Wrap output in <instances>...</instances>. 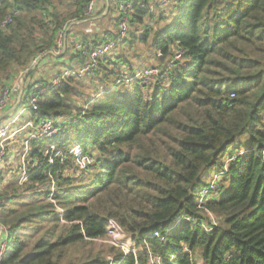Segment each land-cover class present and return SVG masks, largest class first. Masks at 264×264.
Returning a JSON list of instances; mask_svg holds the SVG:
<instances>
[{
  "label": "trees",
  "instance_id": "obj_1",
  "mask_svg": "<svg viewBox=\"0 0 264 264\" xmlns=\"http://www.w3.org/2000/svg\"><path fill=\"white\" fill-rule=\"evenodd\" d=\"M121 1L131 4V32L122 55L94 71L100 95L52 138L31 140L29 157L43 164L17 187L32 189L35 200L6 207L11 194L0 188V264H150V255L160 264H264V0H177L172 12L152 9L155 0L113 7ZM52 2L0 0V22L12 15L0 29V81L40 50L31 48L37 31L54 41L65 22L82 17L86 0H73L61 19ZM148 41L158 63L176 49L181 58L152 81L118 88L133 71L126 52ZM75 80L48 88L31 117L72 113ZM82 157L91 162L77 174ZM111 226L133 249L109 245L61 262L64 248L93 245Z\"/></svg>",
  "mask_w": 264,
  "mask_h": 264
},
{
  "label": "built area",
  "instance_id": "obj_2",
  "mask_svg": "<svg viewBox=\"0 0 264 264\" xmlns=\"http://www.w3.org/2000/svg\"><path fill=\"white\" fill-rule=\"evenodd\" d=\"M177 0H155L154 4L151 6L152 9H160L166 10L171 5L175 4ZM97 0H86L85 5L83 6L82 17L84 19H91L95 12ZM117 31L115 37L110 40L103 41L96 46H89L83 38H78L75 42L72 43V51L81 59V63L77 64L74 67L65 68L62 72L53 80L52 86H55L59 83L62 78H74V79H82L87 76H91L94 74V71L98 67V63L100 60H103L107 56L111 55L118 47L125 41V39L130 35V11H131V4L127 3L126 1H121L118 4L117 8ZM13 11L12 13H15ZM12 15L8 14L1 22H0V29H6V27L11 23ZM68 30V23L63 24L60 29L56 33L55 37V53L61 54L64 53L67 47L66 42V33ZM44 55V52L37 55L33 60H31V65L29 68L37 65L40 60V57ZM161 57V54H157ZM182 51L176 49L173 55L168 58L167 62L168 65L174 63L179 57H181ZM168 67L166 66L165 69ZM164 69V68H163ZM162 72V69L159 71V67L157 65H147L143 66L142 68H133L132 72L125 71L122 75L121 81L130 82L133 80H141V81H152L155 79L157 75ZM50 87L42 85L41 83H33L30 85V93L27 97V101L30 104L29 109L33 110L36 103L40 96ZM19 93V86L18 84L13 85H4L0 90V119L3 118L5 109L11 102L12 96L17 95ZM21 98H18L17 103H19ZM51 118L47 117H40L37 116L35 118L27 119L25 125L22 129H29L28 135L26 140H41V139H50L55 136L58 131L59 127ZM10 138V132L7 126L0 127V165L3 162L6 156V142ZM54 149L53 145H50L48 149L45 151L44 155L48 163L53 162L52 151ZM79 149L77 148L76 152ZM25 155L23 156V158ZM80 162H91L89 158L82 157L80 158ZM43 163L36 160L30 167L23 166L22 176L24 179H27L28 174L25 173V170L28 168L40 167ZM27 174V176H26ZM55 188V179H51L49 190L50 193L48 195V199L53 201L52 195ZM204 192V193H203ZM203 193V194H202ZM202 200L207 197L208 191H202ZM206 199V198H205ZM188 219V218H186ZM4 228L0 224V236L4 233ZM115 234H120L114 227H108L106 237H112ZM123 234V233H122ZM0 239V260L2 254L4 253L5 244H6V235ZM154 237H159V234L154 232ZM103 241V239H97V241ZM183 249L187 252L189 250L186 247ZM126 250V249H124ZM150 264H160V258L153 257L150 255Z\"/></svg>",
  "mask_w": 264,
  "mask_h": 264
},
{
  "label": "crops",
  "instance_id": "obj_3",
  "mask_svg": "<svg viewBox=\"0 0 264 264\" xmlns=\"http://www.w3.org/2000/svg\"><path fill=\"white\" fill-rule=\"evenodd\" d=\"M116 2V0H97L96 2V7H95V12L94 15L92 16L91 19H84L80 18L79 20H72L71 22L68 23V30L66 33V42H67V47L64 53L61 54H56L55 53V40L50 41V38L48 39H43V46L45 49H43L41 52H44V55L40 57L39 62L37 65L30 67L31 65V60H33L37 55H39L41 52L37 53L35 56L33 55L27 63L25 64L24 67H21L19 65L13 66L9 73L8 77H6V82L3 83L4 79L0 81V90L2 89L3 86L1 85H13V84H18L19 86V93L17 95H13L11 102L5 109V113L2 119H0V127L1 126H7L10 132V138L6 142V156L3 160V162L0 165V178L2 179L0 188L2 187L3 183H7L8 180L12 178L11 173L12 169L15 168L18 170L19 174V180L18 184L11 190H8L6 188L8 193L11 194V196L7 197L5 200V205L6 207H12L16 206V204H20L24 198L30 197L32 193V189H26L25 187L23 189H19L17 186L24 184L27 179H24V176H22L23 172V166L25 165L26 167H30L33 163L36 162L35 158H30L29 157V152H30V143L31 141H27V135L29 132V129H22V127L15 126L16 119L15 118H8V116L18 107L21 106V104L27 100V97L30 93V84H33L35 82L41 83L42 85L51 87L53 80L61 73V70H52L51 67L54 65L56 60H60L63 58L62 56L67 55L63 60H67L66 64L64 65L65 68L69 67H74L77 64L81 63V59L76 56V54L72 51V43L75 42L78 38H83V40L91 47L96 46L97 44L106 41L105 37H109L110 35L115 36L116 31H117V9L113 7V4ZM56 37V35H55ZM42 45V44H39ZM127 45L121 44L118 49H116L111 55L107 56L106 58H110V60L114 61V59L120 57L122 55L124 48H126ZM132 51L135 53V48L132 47ZM128 56V55H127ZM105 59V58H104ZM103 59V60H104ZM55 60V61H53ZM102 61V60H101ZM154 62L153 58H149L148 62L139 64L142 67L147 66V65H152ZM134 64V65H133ZM132 66L133 68L136 69V67H141L139 65H135L133 63ZM64 68V69H65ZM29 73V75L27 74ZM34 73V75H32ZM27 74V75H26ZM31 76V77H30ZM29 79V81H28ZM85 79V78H82ZM82 79H76L75 82L81 81ZM93 83H95L98 88L101 87V81L98 77H95L92 79ZM74 82V85H75ZM76 93H74L75 95ZM97 95L99 93H96ZM18 98H21L20 102L17 103ZM70 103H74L77 105L78 100L77 98L72 99ZM73 112L70 114H64L65 117L60 116L59 118L56 119L58 120H63L62 123L65 122V120H69L75 111V106H72ZM30 111V113H27V117L31 118L32 116V109H26L25 107L22 108L21 112L25 111ZM24 115V114H23ZM20 141H23L24 143V150L20 154V159L19 162L16 161V159L13 157V154L15 153V150L17 148V145ZM12 146H15L14 149ZM12 147V148H10ZM30 147V148H29ZM25 157L23 158V156ZM16 164V165H14ZM6 165V166H5ZM29 175V168L25 170V173ZM26 174V176H27ZM28 178V177H27ZM6 185V184H5ZM39 188V187H38ZM3 234L0 236V239L2 238Z\"/></svg>",
  "mask_w": 264,
  "mask_h": 264
},
{
  "label": "rangeland",
  "instance_id": "obj_4",
  "mask_svg": "<svg viewBox=\"0 0 264 264\" xmlns=\"http://www.w3.org/2000/svg\"><path fill=\"white\" fill-rule=\"evenodd\" d=\"M177 3L178 2H176L173 5H171L166 10L168 12H172L173 9L177 6ZM52 5L55 7V9L57 11V15L59 16L60 19L63 18L64 16H66L67 13L70 12L74 8V6H73V0H53ZM172 7H174V8L172 9ZM50 11H51V9H50ZM157 13L158 12H156V14ZM146 20H147V18H146ZM69 22H71V21H69ZM69 22H65V23H69ZM164 23L165 22L162 21L159 24H157V23L156 24L155 23H152V24H153V27L158 28V27L162 26ZM34 35L35 36H34L33 44L31 43V46H32L31 48H33V50H34L35 47H39L40 50H36L35 51V53H39L43 49H45L44 46H43V41L42 40L43 39H48L50 37H49L48 34H45V33L41 32V31L40 32L37 31ZM149 41H148V43H146L147 45L146 44L145 45L144 44H141L139 42L136 43L133 46L135 48V53L132 52V51H129V49H128V51L126 52V54L128 55L127 58L129 59V61L132 62V63H135V65L137 66L139 64L148 62V59L151 57V58L154 59V62L152 63V65H157L159 67V71H160V69L165 68L166 66L168 67L167 69H170L172 67L173 63L170 64V65H168L167 60H168L169 57L162 58V60L160 59L159 60L160 63H158L157 60H156V56H155V53H154L153 49H151L150 47H148L149 44H150ZM39 44H42V45H39ZM66 56L67 55H64L62 57L65 58ZM63 58H61L60 60L58 59L56 61L53 60V61H55V63H54V65H52L51 69L52 70H57V71L58 70H61L60 72H62V70L65 68L64 65L69 64V63H66L67 60H63ZM180 58L181 57H179L178 59H180ZM66 66H68V65H66ZM139 66H141V65H139ZM112 67L113 66H110V68H112ZM121 68H122V66H121ZM136 68H142V66L141 67H136ZM27 74L29 75V73H27ZM7 75H4L2 77V79H4L3 80L4 81L3 83H5L7 81L6 80V77H8ZM32 75H34V73H32ZM94 75L87 76V77H85V79H82L81 81L75 82V85H74V93H76V94L73 95L74 94L73 93L71 95V97H72V99L77 98L78 103L76 105L74 103H70L69 102L72 106H75L76 107L74 111L79 110L81 108L80 106H83L84 104H86V102H88V101L92 100L93 98H96V97H98L100 95V93L98 95L96 94L99 91V88L92 81V79L95 78ZM28 81H29V79H28ZM130 82H127L126 83L124 81H121L118 84V88L121 89L122 88V84H124L126 86V85L130 84ZM35 83H38V82H35ZM1 86H4V85H1ZM24 107L26 109H29V107H30V104H29V102L27 100H25L21 104L20 107H18L17 109H15L8 116V118H10V119L11 118H15L16 119V122H15L14 125L17 126V128L18 127L20 128L23 125H25V123H26V121L28 119V118L26 119V117H27L26 115H27L28 112L30 113V111L27 110L25 112H21L22 111V108H24ZM63 117H65V116L63 115ZM71 117L72 118L75 117V112L72 114ZM70 120H65V124L67 122H70ZM62 122H63V120H58L55 123L59 127L62 124ZM61 127L64 128L65 126L62 124ZM61 127H59V130H60ZM44 140H48V139H44ZM247 141H248V135L246 133L241 134L236 139L237 145L240 142L241 143L240 145H242V148L245 147V144L247 143ZM45 143H46V141L44 142V144ZM15 146H17V147H15ZM15 146H12L13 149H14V147L17 148L15 150V153L13 154V157L16 159L17 162H19L20 154L23 152V150L25 148L24 147V143H23V141H20ZM12 147H10V148H12ZM76 150H77V148L75 149L76 155L80 154V152L79 151L76 152ZM235 154H236V151H231L230 153H228L226 155V157L224 159V165H225V167L228 165L229 160H232L233 158H235ZM82 164L83 163H81V162H77L76 163V166L73 168V171L77 172V174H78L79 173V170L83 167ZM14 165H16V164H14ZM77 166H78V170H75V168ZM11 171H12V173H11L12 178L10 180H8L7 183H5L6 185L3 183L1 189L3 187H6L8 190H10V189L12 190L18 184L17 182H18L19 177H20L19 174H17L18 173V170L15 169V168H13ZM215 177H219V176L216 175ZM53 179H55V178H53ZM212 195H214V194H212ZM201 197H202V195H201ZM205 198L203 200H205ZM41 199H44V198H41ZM32 200H35L34 199V196H30L28 198H24L21 203L22 204H25L26 202H29L30 203V201H32ZM16 206L20 207L18 204H16ZM59 210H61V209L59 208ZM56 232H58V233H56L55 235H59L60 234V230L59 229H56ZM54 238L55 237H53L52 239H54ZM109 245H114L115 247L120 248V249H126V250L133 249L132 248L133 245H132V242H131L130 237L128 235H126V234L120 233V234H115L114 236L109 237V238L105 237L103 239V241L102 240L101 241H96V242H94L93 245L86 244L83 247L80 246L79 244L69 245L66 248H64L63 251H62V257L63 258L61 259L62 260L61 262H63L64 259H74V258H82V257H85L86 256V253L89 250H91L92 253H95L96 251H98L97 248H103V250H106V246H109ZM108 258H110V256H108ZM198 264H201V261H198Z\"/></svg>",
  "mask_w": 264,
  "mask_h": 264
},
{
  "label": "water",
  "instance_id": "obj_5",
  "mask_svg": "<svg viewBox=\"0 0 264 264\" xmlns=\"http://www.w3.org/2000/svg\"><path fill=\"white\" fill-rule=\"evenodd\" d=\"M161 60H162V58H161Z\"/></svg>",
  "mask_w": 264,
  "mask_h": 264
}]
</instances>
